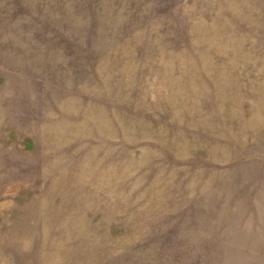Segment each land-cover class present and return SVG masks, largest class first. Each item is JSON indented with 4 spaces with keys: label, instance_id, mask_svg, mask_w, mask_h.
I'll use <instances>...</instances> for the list:
<instances>
[{
    "label": "rangeland",
    "instance_id": "374dc122",
    "mask_svg": "<svg viewBox=\"0 0 264 264\" xmlns=\"http://www.w3.org/2000/svg\"><path fill=\"white\" fill-rule=\"evenodd\" d=\"M0 264H264V0H0Z\"/></svg>",
    "mask_w": 264,
    "mask_h": 264
}]
</instances>
